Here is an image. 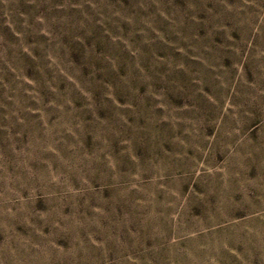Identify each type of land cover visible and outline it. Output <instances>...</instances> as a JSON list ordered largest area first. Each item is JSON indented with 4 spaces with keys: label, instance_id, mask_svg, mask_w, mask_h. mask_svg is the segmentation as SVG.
<instances>
[{
    "label": "rangeland",
    "instance_id": "374dc122",
    "mask_svg": "<svg viewBox=\"0 0 264 264\" xmlns=\"http://www.w3.org/2000/svg\"><path fill=\"white\" fill-rule=\"evenodd\" d=\"M0 264H264V0H0Z\"/></svg>",
    "mask_w": 264,
    "mask_h": 264
}]
</instances>
